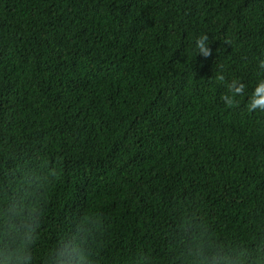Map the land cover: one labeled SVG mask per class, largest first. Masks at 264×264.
<instances>
[{
	"label": "trees",
	"instance_id": "trees-1",
	"mask_svg": "<svg viewBox=\"0 0 264 264\" xmlns=\"http://www.w3.org/2000/svg\"><path fill=\"white\" fill-rule=\"evenodd\" d=\"M260 60L264 0H0V264L264 257Z\"/></svg>",
	"mask_w": 264,
	"mask_h": 264
},
{
	"label": "clouds",
	"instance_id": "clouds-1",
	"mask_svg": "<svg viewBox=\"0 0 264 264\" xmlns=\"http://www.w3.org/2000/svg\"><path fill=\"white\" fill-rule=\"evenodd\" d=\"M208 42V36L202 35L196 39V47L199 49V54L203 57L207 58L211 55L210 49L206 46ZM227 43V41H226ZM259 69L264 70V60H260L258 64ZM218 82L224 83L225 77L223 74H220L216 77ZM227 90L230 95H223L221 99L224 101L225 105L228 108H232L238 102L235 101L234 97L244 96L245 95V84L240 83L238 80H232L230 83L226 84ZM248 111H253L254 109H260L264 111V79H261L258 83V86L254 88V91L251 96V103L247 105ZM22 210V209H21ZM10 211H14V209H10ZM36 210L33 209V212ZM14 215H19V212L14 211ZM11 219V218H10ZM15 230V224H10L5 229V237L6 240L3 243V249H11L7 251V254L4 256L3 264H29L31 260V254L24 251V246L32 243L31 235H28L26 240L21 242V245L16 246L15 248H11V245L7 242L11 240L14 243V238L11 233ZM0 254H3L0 252ZM64 253H61L63 255ZM70 255V254H69ZM203 253H201V256ZM243 253H241V256ZM216 259L215 257L213 258ZM207 257H204L202 260V264H205ZM216 264H244V262L238 256L235 260H232L230 257H221L220 260L216 262ZM253 264H264V257H258Z\"/></svg>",
	"mask_w": 264,
	"mask_h": 264
}]
</instances>
